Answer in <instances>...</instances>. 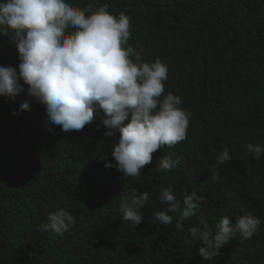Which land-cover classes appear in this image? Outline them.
<instances>
[{
    "label": "trees",
    "instance_id": "16d2710c",
    "mask_svg": "<svg viewBox=\"0 0 264 264\" xmlns=\"http://www.w3.org/2000/svg\"><path fill=\"white\" fill-rule=\"evenodd\" d=\"M69 2L93 10L107 4L111 14L130 17L128 44L145 62L159 58L167 66L163 95L180 96L191 114L187 138L157 150L141 175L128 179L100 159L107 154L112 162L119 139L118 131L103 136L102 110L83 130L64 132L26 88L14 100L0 97V264H264V223L252 239L237 233L212 262L188 232L201 219L213 229L224 216L264 221V156L247 151L248 143L264 146V0ZM18 64L15 45L0 35V66ZM24 101L30 111L20 112ZM225 147L232 160L217 165ZM169 153L181 163L157 169ZM167 187L181 202L193 191L205 197L183 231L175 219L165 226L154 217L166 208L158 197ZM144 191L149 201L134 227L120 202ZM60 209L75 218L71 230L60 236L41 229Z\"/></svg>",
    "mask_w": 264,
    "mask_h": 264
},
{
    "label": "clouds",
    "instance_id": "9594fccd",
    "mask_svg": "<svg viewBox=\"0 0 264 264\" xmlns=\"http://www.w3.org/2000/svg\"><path fill=\"white\" fill-rule=\"evenodd\" d=\"M0 35L15 45L19 58L17 67L0 66V97L14 100L26 88L30 100L44 107L48 122L64 132L83 130L102 110V124L108 129L105 139L119 133L118 142L111 146L112 162L107 154L100 157L106 169L115 168L128 179L138 177L152 162L153 153L172 149L187 138L191 114L181 107L180 96L163 95L167 66L159 58L145 62L137 48L128 44L130 17L124 12L111 14L107 4L95 10L91 4L79 8L69 0H0ZM19 109L30 111V102H22ZM247 151L256 160L264 156L260 144L248 143ZM173 156L163 155L156 168L165 172L176 168L181 159ZM231 160L225 147L216 164ZM217 179L212 176L213 181ZM158 199L166 208L157 211L155 219L165 226L175 219L176 228L183 231L184 221L205 197L193 191L181 202L167 187ZM148 201V191L123 197L119 208L123 220L140 225L144 219L140 210ZM262 223L251 214L237 217L235 223L224 216L214 229L201 219V227H190L188 232L202 245L198 254L212 262L237 233L252 239ZM74 224L75 218L60 209L40 227L63 236Z\"/></svg>",
    "mask_w": 264,
    "mask_h": 264
}]
</instances>
